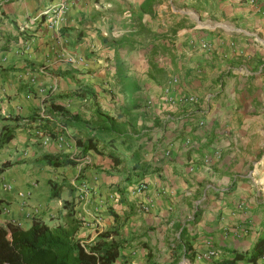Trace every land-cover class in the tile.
<instances>
[{
    "label": "crops",
    "instance_id": "obj_1",
    "mask_svg": "<svg viewBox=\"0 0 264 264\" xmlns=\"http://www.w3.org/2000/svg\"><path fill=\"white\" fill-rule=\"evenodd\" d=\"M144 1L0 0V129L14 128L0 145V178L12 185L0 187V225L55 221L62 202L50 198L49 183L66 180L78 195L82 177L91 190L74 208L84 220L78 237L90 244L115 230L108 237L119 244L112 264H249L238 257L264 237V0H150L140 13ZM60 4L58 28L48 25L49 15L37 17ZM138 27L148 34H136L131 48L117 46ZM116 54L140 85L131 97L144 102L135 112L139 144L154 170L129 180L94 152L75 166H37L43 156L72 157L71 132L67 146L44 144L35 123L8 119L30 116L48 91H73L74 80L91 86L103 109L111 111L103 104L110 89L122 106ZM173 76L174 95L194 94L197 103L161 98ZM139 181L142 193L134 191ZM206 240L220 255L197 260ZM255 264H264V251Z\"/></svg>",
    "mask_w": 264,
    "mask_h": 264
},
{
    "label": "trees",
    "instance_id": "obj_2",
    "mask_svg": "<svg viewBox=\"0 0 264 264\" xmlns=\"http://www.w3.org/2000/svg\"><path fill=\"white\" fill-rule=\"evenodd\" d=\"M149 2L150 0H145L139 5L140 13L148 10L146 6ZM135 18L139 23L140 14L138 13ZM139 33L148 34L142 27H138L137 32L134 30L130 36L121 39L117 46L131 48L135 42L133 37ZM114 65L116 83L125 96L123 105L118 106L116 112L101 107L91 86L74 80L73 91L67 93L48 91L42 106L36 107L30 116L26 118L15 116L8 119L16 123L19 121L31 125L35 123V129L41 132V136L54 141L59 135L66 136L67 130L71 132L75 154L61 159L43 156L36 161L37 166L48 165L52 168L75 166L88 152H94L111 160L112 173L127 175L129 180H142L146 174L154 170L144 159L139 144L142 134L141 127L137 125L135 112L142 105L131 97L140 91V85L129 74L127 65L121 63L120 54H116ZM152 70L160 73L154 64ZM61 75L73 80V76L67 72ZM155 75L150 72V77L153 78ZM67 100L69 103L73 101L78 104L76 112L67 107ZM7 125L9 124L3 125L0 129V145L13 138L14 128ZM35 135L40 136L36 132ZM49 187L50 198L61 200L62 211L55 221L48 223L36 219L27 227L15 224L8 227L0 225V264H112L119 256V244L108 240V237L116 231L106 229L98 235L94 243L82 242L78 232L84 220L78 218L74 212L78 199L74 186L62 180L60 183H49ZM64 192L66 195L62 197ZM117 192L120 194L119 201L126 202L123 191ZM260 242V246L250 252L249 256L241 255L238 258L255 264L264 251V237ZM236 257L234 259H238Z\"/></svg>",
    "mask_w": 264,
    "mask_h": 264
},
{
    "label": "built area",
    "instance_id": "obj_3",
    "mask_svg": "<svg viewBox=\"0 0 264 264\" xmlns=\"http://www.w3.org/2000/svg\"><path fill=\"white\" fill-rule=\"evenodd\" d=\"M64 9H65V6L63 4H60L59 6L57 5L54 10H52L51 8L45 7L38 14L37 17L42 16V15L43 16L49 15L48 25L50 27L58 28L64 22V18H63ZM178 84H179V78L175 77V76L171 77L161 88V98L166 100V101L171 102L173 105H176L179 103L180 104H195L198 102V98L194 94H185V93L180 92L179 95H174ZM36 133L39 135L41 134V132H37V130H36ZM47 141H48V138L44 140V144H46ZM55 141L60 146H64V145L67 146V141L65 140V136H63V135H59ZM0 187H2L4 190H11L12 185L9 182H4L0 178ZM87 187H88V185L85 182L82 183L80 186H78V195H79L80 199L85 197L86 192L84 194H82V196H80V193L86 191ZM145 190H146L145 181H139L138 183H136V185L134 187V191L136 193H142ZM112 197H114V195ZM142 209H143V211H147L148 207L143 206ZM0 211H6V209L2 208V209H0ZM15 225H17V224H15ZM205 244L208 248L206 251L201 252L198 255H196L197 260L207 261V260H210V259L220 255V251L215 249L212 246V243L210 240H206Z\"/></svg>",
    "mask_w": 264,
    "mask_h": 264
},
{
    "label": "rangeland",
    "instance_id": "obj_4",
    "mask_svg": "<svg viewBox=\"0 0 264 264\" xmlns=\"http://www.w3.org/2000/svg\"><path fill=\"white\" fill-rule=\"evenodd\" d=\"M111 90V89H110ZM110 90H107V91H103V93H105V95H106V103L105 102H103V104L104 105H106V104H110V106H108V105H106L107 107H110V109H111V111H113V112H116L117 111V108H118V105H116L117 103H121L120 101H122V100H119V98H120V96H116V95H112L113 93H111V91ZM143 94V93H142ZM147 94V92L146 93H144V95H146ZM150 94H152V92H150ZM143 95V96H144ZM108 96L110 97V100H108ZM108 100V101H107ZM145 102L147 103V105H150L149 103H148V100L147 99H145ZM142 104L141 105H144V102H141ZM114 104V105H113ZM69 105H70V107H71V109L74 107L76 110L78 109V108H76V106L75 105H77V103H69ZM69 105H67V107L69 108ZM54 141V140H53ZM50 142H52L51 140H50ZM55 142V141H54ZM55 143H57V142H55ZM85 179H83L82 177H80V178H78L77 179V183H76V185L77 186H80L82 183H86V181H84ZM87 185H88V183H86ZM90 190H91V188H90V186L88 185V187L86 188V191H84V192H82V193H80V196H82V194H84L85 192H86V194H88L89 192H90ZM84 196V195H83ZM78 198L80 199V197H79V195H78Z\"/></svg>",
    "mask_w": 264,
    "mask_h": 264
}]
</instances>
